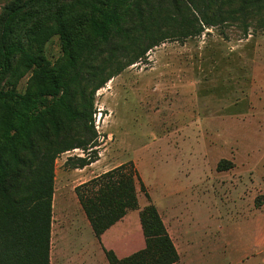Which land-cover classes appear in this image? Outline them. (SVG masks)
Instances as JSON below:
<instances>
[{"label":"rangeland","instance_id":"rangeland-1","mask_svg":"<svg viewBox=\"0 0 264 264\" xmlns=\"http://www.w3.org/2000/svg\"><path fill=\"white\" fill-rule=\"evenodd\" d=\"M42 54L50 66L61 61V34ZM31 78L17 89L32 88ZM94 108L99 161L69 172L68 157L90 150L56 160L50 264H109L75 189L130 161L181 252L175 264H264V222L254 219L264 212V29L245 35L228 23L169 38L98 90ZM221 161L231 167L219 170ZM138 195L139 209L118 222L109 247L120 258L141 240L139 212L149 200L140 184Z\"/></svg>","mask_w":264,"mask_h":264},{"label":"trees","instance_id":"trees-1","mask_svg":"<svg viewBox=\"0 0 264 264\" xmlns=\"http://www.w3.org/2000/svg\"><path fill=\"white\" fill-rule=\"evenodd\" d=\"M264 29V0H6L0 11V264H50L56 160L83 168L98 134L95 94L169 38L195 37L207 26ZM61 34L64 57L50 66L42 48ZM32 72L35 85L17 89ZM224 161L218 169H228ZM149 200L139 218L145 247L109 264H175L177 247L132 161L76 187L97 238Z\"/></svg>","mask_w":264,"mask_h":264},{"label":"crops","instance_id":"crops-1","mask_svg":"<svg viewBox=\"0 0 264 264\" xmlns=\"http://www.w3.org/2000/svg\"><path fill=\"white\" fill-rule=\"evenodd\" d=\"M99 160H97V161H95V162H93V163H91L90 165H87V166H85V167H83V168H68V167H66V166H64L66 169H68V171L69 172H75V171H80V172H84V170L86 171V170H88V168L90 169V168H92V166H95V164H96V162H98ZM67 171V172H68ZM101 174L99 173L98 175H95V176H92V177H90V178H88V179H86L83 183H86V182H88V181H90V180H92L93 178H96V177H98V176H100ZM261 178H263L262 176H260ZM83 183H81V184H83ZM80 184V185H81ZM76 196H77V194H76ZM55 197V196H54ZM77 199H78V197H77ZM78 202H79V204L81 205V203H80V201H79V199H78ZM55 204V200H53V212H54V205ZM81 207H82V205H81ZM158 208V207H157ZM83 209V208H82ZM158 210H159V212H160V214H161V216H162V218H163V215H162V212H161V210L158 208ZM84 211V210H83ZM84 216H85V218H86V222H87V224H86V226H87V230H89V232L91 233V234H94V231H93V229H92V226H91V224H90V221H89V219L87 218V215H86V213H85V211H84ZM254 219L257 221V219L259 220V221H261V222H264V212H259L258 210H254ZM163 220H164V218H163ZM120 222V221H119ZM164 223H165V225H166V222H165V220H164ZM117 224H118V222L115 224V225H113L111 228H109V229H107L102 235H101V237L100 238H97L96 236H95V234H94V239H96L103 247H104V249H107V250H109V247L111 246H113L114 245V240L113 239H115L116 237H115V231H116V226H117ZM141 230H142V228H141ZM168 231H169V229H168ZM169 233H170V231H169ZM140 234V237H141V240H140V243H137V244H139L138 245V248L135 250V251H133V252H136V251H138V250H140V249H142V248H144L145 247V239H144V235H143V232H140L139 233ZM170 235H171V233H170ZM112 236V238H110ZM171 237H172V239H173V236L171 235ZM174 240V239H173ZM130 246H132L131 245V243H128L127 245H126V248L128 249ZM123 248V247H122ZM115 249V248H114ZM124 249V248H123ZM115 251V250H114ZM116 252V251H115ZM178 252H179V254H180V257H181V252L178 250Z\"/></svg>","mask_w":264,"mask_h":264}]
</instances>
